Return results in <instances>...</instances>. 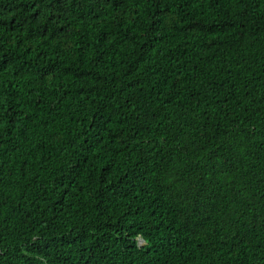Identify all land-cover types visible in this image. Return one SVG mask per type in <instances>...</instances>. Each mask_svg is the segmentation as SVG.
Masks as SVG:
<instances>
[{"label": "trees", "instance_id": "1", "mask_svg": "<svg viewBox=\"0 0 264 264\" xmlns=\"http://www.w3.org/2000/svg\"><path fill=\"white\" fill-rule=\"evenodd\" d=\"M0 264H264V0H0Z\"/></svg>", "mask_w": 264, "mask_h": 264}]
</instances>
